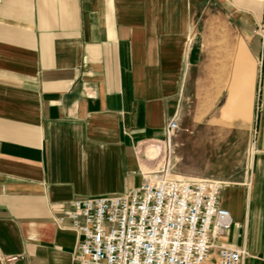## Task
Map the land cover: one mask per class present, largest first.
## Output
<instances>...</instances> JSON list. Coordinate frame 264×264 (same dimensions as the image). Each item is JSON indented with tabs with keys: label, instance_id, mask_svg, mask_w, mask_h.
I'll return each instance as SVG.
<instances>
[{
	"label": "crops",
	"instance_id": "crops-1",
	"mask_svg": "<svg viewBox=\"0 0 264 264\" xmlns=\"http://www.w3.org/2000/svg\"><path fill=\"white\" fill-rule=\"evenodd\" d=\"M200 56L203 144L225 130L255 146L221 190L224 239L264 264V0H0V257L75 264L59 206L158 167L152 142L194 94Z\"/></svg>",
	"mask_w": 264,
	"mask_h": 264
},
{
	"label": "built area",
	"instance_id": "built-area-1",
	"mask_svg": "<svg viewBox=\"0 0 264 264\" xmlns=\"http://www.w3.org/2000/svg\"><path fill=\"white\" fill-rule=\"evenodd\" d=\"M177 130L175 115L163 134L170 138ZM222 188L216 179L147 171L136 187L60 205L55 222L78 237L75 264H242L245 247L224 239L233 219L220 204ZM23 258L2 256L0 264Z\"/></svg>",
	"mask_w": 264,
	"mask_h": 264
},
{
	"label": "rangeland",
	"instance_id": "rangeland-1",
	"mask_svg": "<svg viewBox=\"0 0 264 264\" xmlns=\"http://www.w3.org/2000/svg\"><path fill=\"white\" fill-rule=\"evenodd\" d=\"M259 29L260 32L263 31V26H259ZM201 60L200 56V78L195 81L194 94L187 100L184 99L178 115V130L170 138L163 134L161 141L152 142L160 146L155 154L159 165L154 170H168L173 177L216 179L222 181L223 186L227 183L234 184L249 169L252 154L255 153L253 137L238 134L227 136L225 130H216L207 138L211 143L203 144L201 117L213 104V97L212 103L208 100L206 104L203 102ZM216 107L218 106L215 105L214 108ZM152 154L154 153L150 155ZM208 163L211 164L210 167H206Z\"/></svg>",
	"mask_w": 264,
	"mask_h": 264
}]
</instances>
